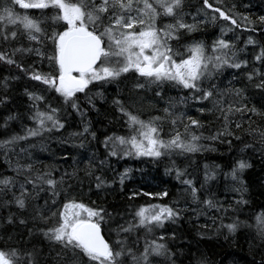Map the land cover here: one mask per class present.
<instances>
[{"label":"snow or ice","instance_id":"6c2138e0","mask_svg":"<svg viewBox=\"0 0 264 264\" xmlns=\"http://www.w3.org/2000/svg\"><path fill=\"white\" fill-rule=\"evenodd\" d=\"M185 6L186 0H0V63L14 65L30 81L38 82L36 90H23L29 101L26 112H9L0 124V128L6 129L10 120L23 121L25 117L34 124L26 128L24 135L12 133L0 138V155L12 172H0V210L4 213L0 214V264H177L179 257L166 241V236L174 240L175 232H161L159 236L155 232L165 221L174 223L184 209L147 203L129 204L126 212H111L94 201L89 204L75 195L69 196L72 185L66 181L79 179L78 170L56 176L55 167L37 168L31 157L25 159L22 155L26 149L19 142L64 128L61 112L67 113L69 108L81 117L83 125L82 132L70 136L87 134L95 139L96 133L90 131L84 119L88 109H96L97 97L105 99V85L119 84L125 74L134 78L133 89L154 85L156 97L163 98L162 87L166 85L186 90L187 94L170 98L156 110V115L146 118L135 110L134 100L121 97L119 92L113 96L111 103L119 114L115 118L123 120L127 134L104 135L100 143L106 156L97 161L93 155L85 161L82 171L90 181L94 179L95 189L103 191L115 183L103 175L108 157H149L158 161L174 154L202 152L206 147L216 151L211 144L200 141L220 140L231 146V140L225 138L235 136L241 140L237 131L246 132L257 141V153L264 159V124L252 119L255 116L264 121V109L249 107L244 89L221 88L213 82L226 67L239 69L248 64L238 57L240 50L235 41L225 38L224 33L241 27V20L244 27H251L254 22L232 8L225 10L222 0H200L195 13L186 12ZM189 15L192 22L186 19ZM200 15L204 18L198 19ZM217 20L229 24L221 27L220 35L211 44L193 35L202 25ZM258 20L264 23V15ZM244 43L258 41L248 36ZM25 57H32V62L25 63ZM252 59L259 62V67H252L245 77L256 89L264 91V45H260ZM16 79L15 75L0 78V105L10 102L7 91L10 81ZM53 92L60 104L53 106L49 102L41 107L45 94ZM189 101L202 103L197 112L208 113L219 122L215 132L209 122V134L205 136V122L188 115L186 109H178L179 104ZM237 114L238 120L234 119ZM245 122L248 127L242 128ZM241 143V151L255 147ZM80 146H84L83 140ZM170 163L165 172H175L190 200L205 213L215 210L219 214L211 217L214 224L220 221L217 230L226 229L227 238L248 229L264 247V209L246 219L233 215L230 222L224 223L229 210L236 213L238 209L232 203L225 205L209 196L201 197L204 184L217 175L220 165H203L204 182L198 188L187 178L185 169L175 161ZM250 167L248 160L237 159L225 173L238 184L234 191H247L241 174ZM130 171L124 168L118 174L121 185ZM82 184L83 181L81 187ZM141 194L164 197L167 191H131L129 199ZM235 203L243 205L247 201L241 195ZM29 222L32 227L27 228L28 236L38 234L41 243L21 244L8 231L9 227L27 226ZM190 259L194 264H210L203 254L196 257L192 253ZM259 264H264V256Z\"/></svg>","mask_w":264,"mask_h":264},{"label":"trees","instance_id":"16d2710c","mask_svg":"<svg viewBox=\"0 0 264 264\" xmlns=\"http://www.w3.org/2000/svg\"><path fill=\"white\" fill-rule=\"evenodd\" d=\"M222 6L225 10L232 8V11L237 14H246L248 18L253 21L251 27H244L241 20V27L234 28L224 33V37L234 40L240 59H246L247 65H242L239 69L226 67L214 83L222 85L228 83L229 79L234 77L235 84L238 86L246 87L247 79L245 73L250 71L252 67H259V62L252 59L255 52L259 50L260 45H264V23L258 20V17L264 15V0H222ZM234 6V7H233ZM200 7V0H186L185 11L189 13L197 12ZM22 11V10H21ZM32 11V10H29ZM203 19L202 15L197 17ZM188 22H192V17H186ZM229 22L217 20L209 22L201 26V30L193 35L197 39L204 40L207 44L216 39L220 35L221 27L228 25ZM252 28L257 29L252 31ZM248 36H252L254 40L258 41L257 44L246 45L244 41ZM32 57H25V63H31ZM47 64V61L44 62ZM43 70H47L45 67ZM15 75L16 80L10 81V87L7 94L10 97V102L5 105H0V124L4 123V117L8 116L9 112L25 113L29 101L27 96L24 95V88L28 87L30 90H36L38 82L30 81L19 69L14 65L8 66L0 63V78L4 76ZM221 77V79H220ZM222 80V81H221ZM134 78L125 74L121 78L120 83H112L105 85L104 91L105 99L101 100L98 97L95 99L96 109H88L86 119L89 123V129L96 133V138L93 139L87 134L81 136H70V133L82 132L83 125L81 117L78 116L70 108L67 113L61 112V117L65 120V127L62 129H53L39 134L36 137H29L27 142H19L20 146L32 149L35 151L40 150H56L59 153L72 155L78 149L84 153L95 156L96 160L103 159L106 156L105 147L100 141L103 140L104 135L116 133L119 135L127 134V129L124 127L122 119H116L119 114L115 112L114 105L111 103L113 96L119 92L121 97H126L130 100L131 88L134 83ZM245 85V86H244ZM244 89L246 103L257 108L264 109V91L258 90L255 87L247 86ZM95 92V88L92 89ZM183 95H186V90H180ZM46 99L41 103V107L45 103H51L53 106H58L60 102L56 99V94L46 93ZM83 106V105H82ZM70 113V115H68ZM142 118L146 116L141 115ZM239 119V115L234 117ZM252 119L256 120L257 124H264V121L253 116ZM205 122L204 135L207 136L208 124L211 122V131L215 132L219 126L216 120H203ZM32 121L26 119L10 120L5 128H0V138L18 133L24 135L27 127H33ZM247 122L242 124V128H247ZM236 135L241 137L237 140L235 136L225 138L231 140V146L225 142L221 143L220 140L208 141L206 139L200 142L204 145L211 144L216 151L205 148L204 151L195 154H187L186 156L173 155L172 157L165 156L158 161H153L149 157H136V156H120L108 157L107 163L104 166L103 175L106 179L114 180L115 183L106 187L103 191L95 189L94 180L90 185H83L79 188L82 192V198L86 203L91 204L93 201L100 206L105 207L111 212L127 211L129 204L136 206L139 204L147 203H165L170 206H175L184 209L183 214L173 223L165 221L164 226L156 230L155 235L159 236L161 232L172 233L175 232L176 238L174 240L166 236V241L170 248L176 251L179 260L177 264H194L190 259L191 254L194 253L196 257L201 254L207 257L210 264H259L262 256H264V247H261L259 242L254 239L253 235L249 233L248 229L238 230L235 235H228L226 238V229H216V224L220 221L217 220L213 223L211 217L218 216L215 210H209L206 213L201 211L197 203H193L184 191L185 186L181 180L175 178V172L166 173L165 169L171 167L170 161H175L176 165L185 169L187 178L192 179L194 184L200 188L204 182V167L205 163L209 166L220 165L216 169L217 175L204 184L203 191L200 193L201 197L209 196L217 200L219 203L227 205L232 203L238 212L234 213L231 209L224 217V223L230 222V217L239 214L240 219H246L264 209V159H261L257 153L259 144L248 136L246 132L237 131ZM84 141V146H80V141ZM241 141L255 147L243 149ZM19 150V149H17ZM245 159L251 163V167L245 169L241 174L244 180V187L246 192L241 194L234 191L238 184L234 182L231 176H225L233 166L235 160ZM45 163L39 164L37 168H43ZM124 168H129L131 171L128 173L123 185L119 183L118 174ZM74 165L70 160L63 162V166H59L54 175L59 176L61 173H71ZM0 172L11 175L12 172L0 160ZM83 175V174H82ZM83 181V177L82 180ZM89 181V178H84L83 183ZM91 182V181H90ZM85 189L89 191L85 194ZM143 189L145 192L167 191L164 197H148L143 194L129 199L131 191H139ZM247 201L246 204L238 205L235 203L239 197ZM196 211H193V210ZM15 211V208L12 209ZM201 214L197 215V212ZM0 214H4L0 210ZM119 220V217H117ZM32 227L29 222L27 226L15 225L8 228L9 232L14 233L15 240L21 244L33 243L39 244L42 242V237L34 233L31 237L28 236L27 228ZM198 232L204 235H198ZM23 237V239H21ZM113 239L115 237L113 236Z\"/></svg>","mask_w":264,"mask_h":264},{"label":"rangeland","instance_id":"374dc122","mask_svg":"<svg viewBox=\"0 0 264 264\" xmlns=\"http://www.w3.org/2000/svg\"><path fill=\"white\" fill-rule=\"evenodd\" d=\"M235 82L236 80L234 79V77H232L229 79L228 83L226 82L222 85H219V87L226 88V87L231 86L233 88L247 89L246 87L251 85V87L254 88V86L248 83V81L246 82L247 84H250V85H247L246 87H243L240 85L238 86L237 84H235ZM154 87H155L154 85L151 88L146 86L144 89H140V90L131 88L130 100L135 101V110L138 111L141 115L146 116V117L149 115H156L157 114L156 110L164 107L166 101H168L170 98L178 99L180 96L183 95L180 92V89L172 85H166L162 87L163 98L156 97L155 91L152 90L154 89ZM243 95L245 97V93H243ZM200 106H202V103H196V102L189 101L188 104L186 105L179 104L178 109H186L188 115L193 116L194 118H199L202 121L207 120V119L215 120L214 117L212 115H209L208 113H198L197 108ZM249 107H251V104L249 105ZM238 115L239 114H237V116ZM245 115L247 117L248 115H251V114H245ZM165 131H167V126L165 127ZM25 149L26 151L22 155L24 156L25 159H27L28 157H31V160L35 164V166L45 163V166H48L49 168L55 167V169H57L59 166L61 165L63 166V162H65L66 160H70V162L74 165L73 171L78 170L77 174L79 176V179H71V180L66 181V183L72 185V188L69 191V196L75 195L77 199L82 198L83 196L82 192L79 191V188L81 187V180H82V177H83V181H84V178H88L84 176V172L82 170L85 168V161L89 159L90 155L84 153V151H81L80 149H78L77 152L72 155L62 154V153L57 152L56 150L35 151L32 149H27V148ZM0 160L7 167V163L3 155H0ZM93 180H91V182L90 180L87 181L86 183L84 182L82 186L83 185L89 186ZM88 193L89 191L85 189V194H88Z\"/></svg>","mask_w":264,"mask_h":264}]
</instances>
